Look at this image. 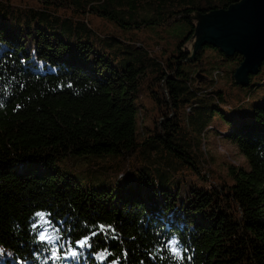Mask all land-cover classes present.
<instances>
[{"label": "trees", "instance_id": "1", "mask_svg": "<svg viewBox=\"0 0 264 264\" xmlns=\"http://www.w3.org/2000/svg\"><path fill=\"white\" fill-rule=\"evenodd\" d=\"M239 1L0 0V264H264V98L235 116L221 107L247 102L264 62L241 83V54L187 45ZM177 23L188 31L174 49L137 36ZM218 111L247 162L228 165L231 181L203 139ZM88 156L85 176L59 164ZM37 212L54 243L39 240Z\"/></svg>", "mask_w": 264, "mask_h": 264}, {"label": "rangeland", "instance_id": "2", "mask_svg": "<svg viewBox=\"0 0 264 264\" xmlns=\"http://www.w3.org/2000/svg\"><path fill=\"white\" fill-rule=\"evenodd\" d=\"M17 3H25L29 2L30 5H34L35 0H13ZM95 22L98 24H101L100 27H104V23L98 19H94ZM106 21V20H105ZM112 24L111 22L107 23L106 29L109 30ZM188 31V25H185L184 23H177L173 24L170 27H153L148 28L144 30L137 31V36L141 38L143 43L149 48L152 49L154 46L159 44L160 48H173L176 46L178 41L186 34ZM193 39L187 42V45L191 46ZM169 50V49H168ZM168 50H162L165 55H167ZM214 56V55H212ZM210 65H208L209 67ZM221 70H226L228 68V65L221 66L219 65ZM209 74V78H212L214 75L211 73ZM226 73L223 76H219V81L221 82L220 85H223V83L227 84ZM200 77V82L204 81L205 77ZM257 81L261 80V76H258L256 78ZM207 82L204 83L206 85ZM225 88L226 86L223 85ZM227 90H231L233 92H236L238 90L237 86L227 87ZM142 103L141 107L138 108V120L139 124L142 123V121H145L147 124L151 121V118L154 114L153 112V103L145 96H142ZM264 98V83L257 87V89L252 92L251 96L248 98L247 102L239 105L238 98H230L227 102H222L221 107L226 109L228 114H231L235 116V114H242L247 109L250 108V104L256 100L263 99ZM212 129L207 131V133L204 135L203 139L205 141V145L207 148V156L209 157V164L212 165L219 174H223L224 178L231 181V178L229 175H227V169L229 164H243L247 165L246 158L244 154L239 150L237 144L230 140L227 136H225L223 133H226L230 128V122L224 118V116L221 114V112H217L214 115V119L211 122ZM93 160L92 157H87L86 159H83L82 157H74L72 158L69 163L67 160L60 161L59 164L65 169L69 166L72 167V172L79 177L85 176V166L88 164L89 161ZM209 165V166H210ZM212 169L210 171V175L212 176V180H220L221 176L217 173V171ZM197 177V182L208 184L209 181L205 178H202L200 175L195 174ZM113 179V178H112ZM115 180V179H113Z\"/></svg>", "mask_w": 264, "mask_h": 264}, {"label": "water", "instance_id": "3", "mask_svg": "<svg viewBox=\"0 0 264 264\" xmlns=\"http://www.w3.org/2000/svg\"><path fill=\"white\" fill-rule=\"evenodd\" d=\"M196 34L192 50L211 44L227 55H242L235 76L244 83L264 62V0H241L227 9L214 10L204 17Z\"/></svg>", "mask_w": 264, "mask_h": 264}, {"label": "snow or ice", "instance_id": "4", "mask_svg": "<svg viewBox=\"0 0 264 264\" xmlns=\"http://www.w3.org/2000/svg\"><path fill=\"white\" fill-rule=\"evenodd\" d=\"M36 217H39V220L32 225L34 229L41 228L42 231L39 232V240L41 242H48V243H54L56 239H59V237H53L52 235L48 234L47 228H43L44 224L50 223V221L45 219L46 213L44 212H37L35 213ZM101 230L104 229V225H100ZM95 235V233H93ZM87 243V238L84 240L79 241V244L81 247H83ZM179 241L177 239H171L168 241V244L165 245V247L168 248V250L172 253V256L176 258L177 260L182 259L180 248H179ZM58 250L52 251V257L55 259H60V256L57 254ZM0 253H2V250H0ZM72 256L75 257L76 253L73 252Z\"/></svg>", "mask_w": 264, "mask_h": 264}]
</instances>
